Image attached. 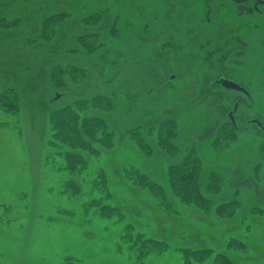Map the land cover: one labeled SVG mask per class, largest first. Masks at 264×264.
I'll return each mask as SVG.
<instances>
[{
    "label": "rangeland",
    "instance_id": "374dc122",
    "mask_svg": "<svg viewBox=\"0 0 264 264\" xmlns=\"http://www.w3.org/2000/svg\"><path fill=\"white\" fill-rule=\"evenodd\" d=\"M60 12L69 15L52 24L51 41L42 38L44 18ZM97 13V26L85 23ZM0 21L13 26L0 30V94L19 93L18 109L0 99V264H139L121 240L128 224L169 246L145 264H185L184 248L264 264V131L254 123L264 127V9L248 0H7ZM91 33H99L101 48L88 55L77 38ZM57 65L88 68L90 77L59 88L50 81ZM221 79L249 95L228 91ZM97 94L113 100L103 116L114 146L87 158L76 177L51 142L49 117ZM170 118L183 151L166 157L150 138L156 153L147 157L129 130L148 131ZM227 123L236 139L216 144ZM190 149L202 161V185L214 172L226 179L210 213L181 204L168 188L167 166ZM131 166L166 188L172 210L163 212L128 181ZM99 171L123 221L88 205ZM71 179L81 185L80 199L65 187ZM235 200V215L218 216L216 207ZM235 240L246 244L245 253L228 248ZM195 264L216 263L212 257Z\"/></svg>",
    "mask_w": 264,
    "mask_h": 264
},
{
    "label": "trees",
    "instance_id": "16d2710c",
    "mask_svg": "<svg viewBox=\"0 0 264 264\" xmlns=\"http://www.w3.org/2000/svg\"><path fill=\"white\" fill-rule=\"evenodd\" d=\"M5 1L7 0H0V2ZM67 15L69 14L66 12H60L45 17L42 23L41 37L51 41L55 33L54 27H51L52 24L63 22ZM101 17L97 13L89 16L84 21L90 26H97L102 20ZM11 27L13 26L0 21V30ZM110 32L118 37L116 28H113ZM77 42L84 48L85 54L88 55L98 52L101 48L99 33L81 36L77 38ZM88 77H90L88 68H79L76 65H67L65 67L57 65L52 69L50 81L59 88H63L67 86V80L77 84L88 79ZM10 95L13 98L8 101V96ZM18 96L19 93L17 91L7 89L0 94V99L5 106L18 109ZM113 105L110 95L97 94L89 99H78L73 104L59 107L51 112L49 117L53 138L51 142L54 143L57 154L62 156L65 162V169L70 174L76 177L81 176L89 165L87 158H99L103 152L114 146V133L103 116V113L113 109ZM225 126L221 130L220 137L216 139V144L219 142L222 144L223 138H227V140L236 139L234 128L228 123ZM128 133L139 150L147 157H152L156 153V150L150 146V140L153 139L156 142L157 150L166 157L177 158L180 155V151H183L177 146L175 140L178 135V125L175 118L163 119L157 127L150 128L148 131H145L141 126L129 130ZM152 135L155 137L152 138ZM125 171L128 181L135 187L149 192L163 212L168 213L173 209L170 196H168L166 188L161 183L153 180L147 173L135 166L126 168ZM202 173V161L196 155L195 150L190 149L183 159L167 166L168 188L172 196L178 199L181 204L193 206L204 213H210L214 211L216 197L222 193L226 179L221 174L214 172L208 175L207 183L202 185ZM65 187L66 189L67 187L71 188V196L80 199L82 190L81 185L77 181L68 180L65 183ZM94 194H97L99 198L94 197ZM88 196L92 197L88 205L99 208L106 219H117L118 222L124 220L123 212L110 202L112 194L107 188V176L103 171H99L94 178ZM86 204H84V207ZM238 206L239 202L235 200L216 207L215 211L220 217L230 218L235 215ZM121 240L123 246H126L130 253L131 251L134 253L135 259L139 264H145L148 258L162 254L169 248L168 245L137 232L131 224L126 226ZM232 244L233 246L228 245L230 250L239 251V253L246 252L245 243L235 240ZM182 251L184 252L185 264L203 263L212 257L216 264H233L232 260L225 255H214L210 248L198 250L184 248Z\"/></svg>",
    "mask_w": 264,
    "mask_h": 264
},
{
    "label": "water",
    "instance_id": "95a60500",
    "mask_svg": "<svg viewBox=\"0 0 264 264\" xmlns=\"http://www.w3.org/2000/svg\"><path fill=\"white\" fill-rule=\"evenodd\" d=\"M218 84H220L221 86H223L224 88H226L228 90H234V91H239V92H244L245 93V90L241 86H239L237 83H235V82L223 79V80H220L218 82ZM257 124L264 131V128L262 127V124L259 123V122H257Z\"/></svg>",
    "mask_w": 264,
    "mask_h": 264
},
{
    "label": "flooded vegetation",
    "instance_id": "af4514ba",
    "mask_svg": "<svg viewBox=\"0 0 264 264\" xmlns=\"http://www.w3.org/2000/svg\"><path fill=\"white\" fill-rule=\"evenodd\" d=\"M248 1H250L256 8H258V10L259 9H264V0H248ZM261 11V10H260ZM221 80H223V79H221ZM230 81V80H229ZM218 82L219 81H217V84H218ZM233 82V81H232ZM220 85V84H219ZM239 85V84H238ZM221 86V85H220ZM240 86V85H239ZM223 87V86H222ZM242 87V86H241ZM224 88V87H223ZM243 88V87H242ZM226 89V88H225ZM244 90H245V93L244 92H239V91H235V92H239V93H241V94H243V95H245V96H248L249 95V93H248V91L245 89V88H243ZM228 90V89H227ZM228 91H234V90H228ZM229 117H232V115H229ZM231 122L232 123H234V121L233 120H231ZM257 122H259V121H257V120H255L254 121V123L258 126V124H257ZM260 123V122H259ZM259 128H261L260 126H258ZM264 128V127H263ZM262 129V128H261Z\"/></svg>",
    "mask_w": 264,
    "mask_h": 264
}]
</instances>
